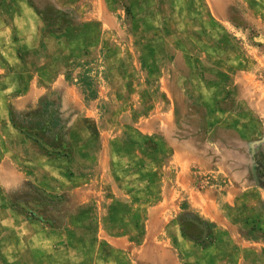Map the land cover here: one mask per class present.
I'll list each match as a JSON object with an SVG mask.
<instances>
[{"label":"rangeland","instance_id":"374dc122","mask_svg":"<svg viewBox=\"0 0 264 264\" xmlns=\"http://www.w3.org/2000/svg\"><path fill=\"white\" fill-rule=\"evenodd\" d=\"M101 2L112 21L87 0H0V155L18 161L0 170V264H139L172 138L194 188L238 178L256 213L233 223L264 241V0ZM168 113L169 133L138 128ZM186 219L157 234L165 260L225 264L224 233Z\"/></svg>","mask_w":264,"mask_h":264},{"label":"crops","instance_id":"0c3cea01","mask_svg":"<svg viewBox=\"0 0 264 264\" xmlns=\"http://www.w3.org/2000/svg\"><path fill=\"white\" fill-rule=\"evenodd\" d=\"M89 5L94 8L95 4L101 6V9L92 10L89 16L93 21L105 23L112 21V16L105 11L104 4L99 3V0H87ZM215 3V2H214ZM217 3V2H216ZM215 3V4H216ZM217 10V6H215ZM22 103L21 100L16 102ZM174 118L170 114L153 116L150 119L143 121L138 127L143 133L157 132L164 130L169 133L172 125H175ZM173 154L170 160L161 163L160 172L156 174L154 183L157 187V192L152 197L154 201V210L148 214V219L143 227L142 240H140L136 252L134 253L137 263L139 264H169L165 260V256L169 254V243L167 240H156V237L163 233V228L166 223L179 217L182 214L189 222H203L210 226H214L217 233H224L226 246L223 249L215 245L214 251L217 260L225 264H249L248 259L260 258L264 254V241H247L238 230L236 224L233 223V217L239 211L242 215H255L256 209L247 204H237L236 197L239 195L241 187L237 177L230 179L231 186L224 190H218L214 187H206L201 190L194 188L193 178L190 170L191 162L195 158L192 148L186 147L184 144H178L176 139L172 138ZM10 149L5 152H9ZM0 155V170H12L14 167L8 165L7 162H18L10 160L6 157V153ZM102 160H100L101 162ZM163 162V161H159ZM103 164L98 162V166ZM174 169L172 176L169 177L168 170ZM154 170V168H152ZM167 171V173H166ZM77 201V200H75ZM184 204H183V203ZM182 203V205H181ZM240 206L241 208H237ZM244 206V207H242ZM240 209V210H239ZM259 211V209H258ZM257 211V213H258ZM262 216H264V209ZM169 219H166V217ZM158 234V235H157ZM226 234V236H225ZM162 242V243H161ZM203 252V254H202ZM199 256L204 258V251L199 252ZM249 254V256H248ZM259 257H257V256ZM263 260L260 264H264Z\"/></svg>","mask_w":264,"mask_h":264}]
</instances>
